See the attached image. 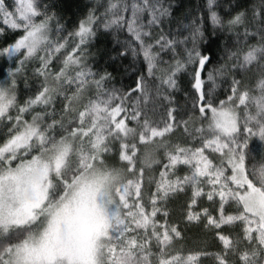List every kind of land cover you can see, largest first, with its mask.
Instances as JSON below:
<instances>
[{"label": "snow or ice", "instance_id": "snow-or-ice-1", "mask_svg": "<svg viewBox=\"0 0 264 264\" xmlns=\"http://www.w3.org/2000/svg\"><path fill=\"white\" fill-rule=\"evenodd\" d=\"M51 7L0 0V264H264V0Z\"/></svg>", "mask_w": 264, "mask_h": 264}, {"label": "trees", "instance_id": "trees-1", "mask_svg": "<svg viewBox=\"0 0 264 264\" xmlns=\"http://www.w3.org/2000/svg\"><path fill=\"white\" fill-rule=\"evenodd\" d=\"M97 0H45V3H49L52 7L49 9V13L51 14L53 11L56 13L57 18L59 19V23L63 26L62 36H68L70 31H73L75 26L79 23L81 19H83L88 13L89 8L95 4ZM166 3L170 2L173 4L175 9L174 16L179 17L180 14L186 10L189 3L195 4L198 0H165ZM55 25L56 20L52 21L53 27V39L56 38L55 35ZM167 27V25H165ZM173 27H175V23H173ZM126 35V34H125ZM124 36L121 37L123 39ZM71 44V41H69ZM115 47L112 37L110 35L101 34L96 40L93 42L92 50L95 52L97 49L103 53L106 50H111ZM209 47L215 50V44H210ZM70 50V48H69ZM66 54V53H65ZM59 55V54H58ZM62 58V57H61ZM93 61H90L92 63ZM130 63L129 59H125L122 62L117 61L116 63H112L107 55H98L95 57L94 62V70L96 69H104L106 68L108 71L112 72L115 76V86L119 87L121 84L128 85L132 82L135 75H138V72H133L130 68L128 71L124 70V65ZM14 66L11 64L6 57L0 56V80L4 79L6 76V69ZM136 67H139L138 65ZM29 73H31V68H29ZM21 88H24L23 82H21ZM223 92V89H220ZM29 92L21 93V100L27 98ZM177 99L182 103L183 102V93L178 94ZM186 240L183 242L186 249H198L202 248L205 243L211 244V236H205L199 229L191 228L189 231L185 233ZM209 251H214L215 249L212 247L208 248ZM203 264H211L210 260H205Z\"/></svg>", "mask_w": 264, "mask_h": 264}]
</instances>
